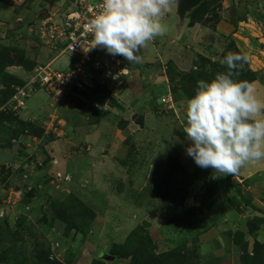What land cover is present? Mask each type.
Masks as SVG:
<instances>
[{
    "label": "rangeland",
    "instance_id": "rangeland-1",
    "mask_svg": "<svg viewBox=\"0 0 264 264\" xmlns=\"http://www.w3.org/2000/svg\"><path fill=\"white\" fill-rule=\"evenodd\" d=\"M211 1L206 0L204 8ZM239 1L241 14L245 10L247 13L249 12L252 20L250 23L253 24L252 30L257 35L250 36L253 37L250 38V41L253 42L254 49L264 50V44L258 42L261 37H264V0ZM177 2L178 0H176L172 10L165 13L161 20L166 29L165 34L148 42L147 46L140 52L141 61L139 63L129 64L122 56L131 69L138 70L141 68L146 76L143 78V83L148 87H153L151 93L155 94L154 98L152 96L150 99L143 97L148 101L150 100L148 106L152 111L145 106V126L135 131L138 122L141 120L138 119L139 113L132 112L129 108L130 111L126 115L123 114V107L118 104L115 96L107 95L108 93L104 91L106 87L93 83L97 82L96 78L98 77L96 76L97 71L94 69V61L110 56L105 49L92 50L88 60L81 55L70 54H65L54 60L55 51L48 45L43 30L49 23V18H56L59 6L54 7L51 4L49 7H42L38 0H0L2 4L0 7V60L5 58L10 61L7 67L2 68L0 66V89L3 86H9L13 92L5 102L0 104V114L7 120L4 123L0 121V156L3 157H0V228L3 229V233H7L9 230L17 240L18 253L23 263H39L42 253L48 254L54 262L63 264H79L81 261L80 264H87L91 257L102 258L105 256L103 249H99L98 253L91 252L93 250H89L88 243L84 240L83 235L78 232L79 229H84L87 223L85 212L74 211L70 205L63 204L67 202L71 194L69 192L62 193V188L67 189L68 183L74 182L73 175L70 173L71 182L58 180L55 176L46 177L47 179H44L42 186L46 193L39 191V195H41L39 197L36 195V186L30 180L34 178L32 173L37 172V166L46 164V160L49 158L46 145L54 140L66 141L68 138L75 144V147L77 146V150L82 149L81 151H85V148L90 144L96 149L110 144L106 148L109 149L118 139L117 143L120 150L118 153L114 150L113 154H117L115 157L117 161L127 168L129 179L128 182L126 179L124 184L118 182L114 185V189L117 192L125 188V195L122 196V199L110 200L106 194L97 197L90 194L93 197L92 200H83L85 203L87 201L88 204H86L91 208L93 207L92 209H95L97 214L90 231L93 230L95 233L96 229V233H101L103 242L108 244V240L111 244L110 248L114 243H123L136 227L143 226L150 231L151 238L157 245V253L171 250L183 251V256L193 264H241L238 256L232 257L230 244L238 238L241 239L238 234L241 229L239 226L249 221L248 218H243L244 210L239 206L244 202L248 203L251 197L249 192L243 190V185L248 186L251 180H245L241 177L245 176L242 173L243 168L238 173L239 177H234V179H231V176L212 179L213 170L211 168L202 169L195 164L190 156H186V148L190 142L186 139V134L183 133L185 119L179 122L180 120L172 117L158 116L157 113L163 106L160 98L162 92L160 89L154 90L157 84L152 79L153 77L151 78L148 74L151 71H153V75L157 74L162 63L171 58V55L178 58V54L185 53L186 48L183 43L185 44L186 39L192 37L194 33L193 29L186 31V27L180 25ZM244 5L246 6L245 9ZM246 30L243 32L245 33ZM247 31L245 36L249 37L250 34H247ZM228 43L230 41L226 39L222 48L224 53L229 49ZM82 60L92 81H88V83L92 86L87 84V89L74 88L61 100L54 99L46 90H39L29 95L24 110L20 112L14 110L12 99L17 89L24 84L25 72L33 70L38 65L49 63H52V68L55 70H65ZM163 71L168 74L169 71L173 72L169 63L162 67L161 73L165 75ZM258 75L259 82L264 84V69ZM12 77L15 81H9V78ZM260 96L264 97V90L259 94ZM97 102L101 103V109L96 106ZM105 104L109 107L104 106ZM171 104H173V100ZM143 106L139 108V111L142 110ZM112 108L113 111H111ZM12 113L41 128L43 132L40 137L25 135L16 141L13 137V131H15L17 124H12L15 118ZM104 113L106 122L101 126L102 138L97 139L100 141L96 143V139L93 138L97 137L98 131L95 132L94 130L97 128L92 127V125L101 122ZM80 115L84 117L83 120L86 121V124L79 117ZM133 122L136 123L133 130L135 132L122 134L121 130ZM87 124L90 125L89 132L84 135L85 131L88 130ZM106 136L108 138L113 137V139L106 141L104 139ZM121 138L123 139L121 140ZM71 141L67 143L70 144ZM59 144L55 143L54 145ZM13 146H16L17 154L21 158L29 155L30 166L35 168V172H31V170H29L30 173L22 172L18 165L6 164L9 162L7 158L10 156L8 148ZM23 153H26V156L22 155ZM97 158L95 161L92 160L94 162H90L86 156L80 157L78 161L73 157L66 162V170L62 166L58 168L60 173L64 175L69 174V171L72 172L74 166H77L76 170L88 168L87 174L84 177L81 175L84 181L87 180V175L91 177V183H84L86 184L85 190L98 186L99 190L103 191L105 190L102 188L105 186L103 183L106 182V175L104 171V175H102L100 167H98L101 159L100 151L97 152ZM177 158L180 163L182 162V168L177 169L174 166V161ZM110 161L118 165L113 157H109L106 167L110 165ZM27 174L28 176H26ZM92 176H95L98 183H96L97 181L94 182ZM133 178L135 179L133 180ZM131 182L134 184L128 188ZM239 186L242 187L243 192L241 193ZM127 189L129 191H126ZM20 192L21 194H19ZM127 193L133 196V199L131 197L129 199ZM236 195L240 196L238 198L240 204L233 200ZM189 196L192 197L195 205L191 209L182 210L183 206L181 207V205L186 202L184 200H187ZM108 203L113 205L123 203L124 207H120L121 211L119 212L112 211L110 215H104V208ZM201 208H204L203 211H198ZM55 210L64 219H55L54 214L52 216ZM197 212L203 215L202 220H200L201 226H198V229L201 230H198V233L194 230L196 229L194 226L196 222L193 219ZM241 214L242 218L238 220L237 218ZM227 216L236 218L238 225L236 223H234L235 225H221L222 229H219L218 232H222V234H219V237L215 236L217 232L210 229L214 227L217 220L222 217L227 218ZM102 218H104L103 222L100 221ZM68 223L78 228L72 230L73 237L68 235L70 237L67 242L65 239L68 237L66 232L70 231L68 230L70 228ZM59 226L62 229H59ZM190 228L194 233L190 236L187 235L191 242L189 247L185 248L184 245H180L179 239L180 235L183 239L185 232L190 231ZM58 232L60 233L59 236H57ZM221 236L222 241H224L222 248L219 245L223 243L220 242ZM62 240H64L67 251L60 255L54 248L58 249L57 244H61ZM253 244L254 241H250L249 253L251 255H253ZM68 246L69 248H67ZM13 247L14 244L0 240V257L4 254L12 257L8 250H12ZM97 261L100 262L96 258L91 264ZM101 261L106 264H114L109 258ZM182 263L184 264L183 259ZM0 264L16 263L14 260L8 259Z\"/></svg>",
    "mask_w": 264,
    "mask_h": 264
},
{
    "label": "crops",
    "instance_id": "crops-1",
    "mask_svg": "<svg viewBox=\"0 0 264 264\" xmlns=\"http://www.w3.org/2000/svg\"><path fill=\"white\" fill-rule=\"evenodd\" d=\"M239 2H240L239 0H219L217 2V4H215L212 7V9L209 11L207 16L205 17L204 22L196 23L194 25H190V20L187 18V15L183 21L180 20V18H179L180 25H184L186 27L185 28L186 31H187V29H193V31H194L192 37L187 38L186 43L185 44L183 43V45H185L184 47L186 48V52L183 54H178L177 55L178 58H175L173 55H171V58H168L166 61H164L162 63V66L159 69V72L157 74L155 73V75H153L154 74L153 71H151L148 74L151 76V78L153 77L152 79L154 80L155 84H157L156 85L157 87H154V90L160 89L162 92L160 95V98H161V103L163 104V106H162L161 110H158V112H157L158 116L163 117L165 115L169 118L172 117L173 119L180 120L179 122H181V120L185 119L186 103L188 100L187 97L180 95L174 100L175 96L172 92L173 85L171 84V82L169 80L168 73H165L164 71H163V73H165V75H163L161 73L162 67H164V65H166L169 62L174 63L179 72H182V73L190 72L192 69L195 68L194 67V58H195L196 54H201V55L208 57L212 60H219L222 57V55L224 54V51L222 48H223V44H224L225 40L227 39L229 41H233L235 43L236 47L241 51V53L248 56V58H249L248 64L252 68V70L257 73V75L260 73V71H262L264 69V50H262L260 48L254 49V44H253V42L250 41V38H253V37H250V36H257V35L252 30L253 24L250 23V22H252V20L249 16V12L247 13V11L245 10L244 13L241 14ZM40 4H41V6L44 5L43 3H40ZM1 5L2 4L0 3V7H1ZM245 7L246 6L244 5V9H245ZM245 13H247V14L245 15ZM249 27H251V28H249ZM246 28L248 31L246 30ZM243 30H246L247 34H250V35H248L249 37L245 36L246 31L244 33ZM258 42L260 44H264V37L263 38L261 37ZM131 70H132L131 76L127 79L126 84L121 89L120 93L118 95H115V98H116L118 104H120V106L123 107V109H122L123 114L126 115L128 113V111H130V110H128L129 108H131L132 112L136 111L139 113L138 119L140 118L141 120L138 122L139 124H137L138 127L135 130V131H137L138 129H142L145 126V115H144L145 106L147 107V109L150 110V107L148 106V103L150 102V100L148 101V100L144 99L143 97L145 96L146 98L150 99L151 96H152V98H154L155 94L153 92L151 93V90L153 87H151V86L148 87L143 83L144 82L143 78H146V76L143 73V71L141 70V68H139L138 70H133V69H131ZM258 78H259V75H258ZM254 89H255L254 94L257 96V98L261 101H264L263 96L259 97V94L264 90L263 82H259V80L254 81ZM168 97L172 98L173 104L170 105L171 101H168L166 103L162 102L163 99H168ZM142 105H144V106H143L142 110L139 111V108ZM164 105L166 106L165 108H164ZM111 111H113V108ZM111 111H109V112L111 113ZM150 111H152V110H150ZM75 114L77 115V113H75ZM79 117H81L82 120L84 118L82 115H80ZM105 120H106V117H105V113H104L102 118H101V122H99L95 125H92V127L97 128L94 131L95 132L98 131L97 137L93 138V139H96V143H98L100 141L97 139L102 138L101 126L103 125L104 122H106ZM83 121L86 124V121L85 120H83ZM179 122L177 121V123H179ZM135 124L136 123H134V122L130 123L127 128H125L124 130H121L122 134L126 135L130 132H135V131H133ZM89 126L90 125L87 124L88 130L85 131L84 135L88 134L89 128H90ZM116 133H118V132H116ZM67 139H66V141H57V140L55 141L54 140L51 143L46 145V150L49 154L48 155L49 158H48V160H46V164H44V165L40 164L41 166L40 165L37 166V168H36L37 172L34 171L35 168H31V166H30L29 155L26 156V153H23L22 155H25L26 157L21 158L20 156H18L17 151L15 149L16 146L8 148L9 154L11 157L9 156V158H7L9 162H7L6 164L10 165V166L18 165L19 168L24 167L25 168L24 172L30 173L29 170H31V172H35V173H32V174H34V178H32L30 180L34 183L33 185L36 186V188H37L36 195H37V197H39V196H41V195H39V191L42 193H44V192L46 193L45 190L43 191V187H42L44 185V183H43L44 179L46 180L47 179L46 177L55 176L56 173L61 172V171H59V168H58L59 166H62V168L65 169L66 162L68 160L70 161V159L73 157H75L76 161H78L80 157L86 156V157H88V161L90 160V162H94L95 160L98 159L97 158V152L100 151L101 159L99 160L100 162L98 164V167H100V173L102 175H104L103 174V171H104V173L106 175V178H105L106 182L103 183L105 186H103V188H102V189L105 188V190L100 191L98 186H94L93 188H90L89 190H85L86 184H84V183H88V182L91 183V177H88V175H87V178H86L87 180L84 181L81 178V175H83V177H84V175L87 174L86 170H88V168L86 170L85 169L76 170L77 166L76 167L74 166V168L72 169V172L69 171V175L71 176V174H72L74 177V182L72 183L70 181L71 183H68L67 189H64L65 187H63L62 193L66 194L67 192H69V194H74V195L80 197L84 201L87 199L92 200L93 197L90 194H94V196H96V197L99 195H102V194H106L110 200L122 199V196L125 195V193H124L125 188H123L121 191L115 192L114 185L117 184L118 182H122V184H124L126 182V179L128 182L129 177H128L127 168L125 166L121 165L117 161V159L115 158L117 154L116 155L113 154L114 150L117 153L120 150V148L118 147V143H117L118 139L116 140L117 142L115 144H113L112 147L110 146L111 148H109V149H106V148L109 147L110 144H107V146L105 145V146H102V147L97 148V149L94 148V146L90 144V145H88L87 148H85V151L84 150L81 151L82 149L77 150V148H76L77 146L75 147V144L72 143L71 140H69V139L67 140ZM104 139H106V141H108V140L111 141V139H113V137L108 138V136H106V138H104ZM122 139L123 138H121V140ZM68 141H71V143L68 144L67 143ZM55 143H60V144L55 146L54 145ZM182 154H183V151H182ZM184 156H185V153H184ZM186 156H188V155L186 154ZM0 157L3 158L2 156H0ZM109 157H113L114 161L117 162L118 165H116V163L110 161L109 162L110 165H108L106 167V163H107V160L109 159ZM182 157H183V155H182ZM61 158H63V159H61ZM180 158H181V155H180ZM92 160H94V161H92ZM92 165L94 166V164H92ZM88 173H89V171H88ZM242 173H244L245 176H241V177H243L245 180H251V182L248 186L243 185V188H244L243 190H246L247 192H249V195L251 197H250L248 203L244 202V204H240V201H238V198H240V196L236 195V197H233V200L239 202V204H240L239 208H242V210H244L243 218H245V219L248 218L247 220L254 219L255 217L263 219V223L259 227L258 231L256 232L255 238L257 241L264 244V161H257V162H253V163H249V164L245 165L243 167ZM101 174H100V178H101ZM238 175L239 174H236L235 176H231V179H234V177H239ZM26 176H28V174ZM92 177L94 178V182L97 181L96 183H98V180L95 179V176H92ZM134 179L135 178H133V180ZM71 180H72V177H71ZM133 184L134 183L131 182L130 187H128V188H131ZM194 186L196 187L197 184ZM239 187L241 188L240 193L243 192L242 187L241 186H239ZM126 191H129V189H127ZM127 196L129 197V199H130V197L133 199V196H130L128 193H127ZM36 200L37 199L35 198V201ZM95 200H97V199L95 198ZM185 201H186V202H184L185 205L184 204L182 205L183 206L182 210H186V208L191 209L195 205L192 197H190V196ZM86 203H87V201H86ZM120 207H124V204L123 203H121V204L117 203L116 205H113L112 203H108L105 205L104 215L105 214L110 215V213L112 211L119 212V211H121ZM202 216L203 215L200 212H197V215L195 214L193 216L194 222H196V224H194V226L196 228L194 230L196 233H198V230H201L200 228L198 229V226L200 225V220H202L201 219ZM241 218H242V214L237 219L240 220ZM237 219L232 218V217H228V216H227V218L222 217L221 219L216 221V224L210 230L217 232L218 234L216 233L215 236L219 237L218 235L222 234V232L221 233L218 232L219 229L220 230L222 229L221 225L222 226L223 225L227 226L228 224L235 225L234 223L237 224ZM97 221H98V219H97ZM100 221L103 222L104 218H102ZM224 222H226V224H224ZM97 225H98V223H97ZM57 227H58V225H57ZM239 227H241L240 231H242L245 234L246 241H248L249 243L252 240L255 241L254 237L252 235H250V233H249V229L247 227V224L240 225ZM59 229H62V227L59 226ZM93 229H94V227H93ZM96 231H97L96 229H95V233L93 230L89 231L90 234L87 235L86 237L83 236V238L88 243V247L90 248L89 250L90 251L93 250L91 252H94V253L97 252L98 253L99 249H103L105 251V255H106L108 253L107 251L110 249L111 244L109 243L108 240H107L108 244L104 243L102 240L101 233H99V232L96 233ZM51 233H53V232H51ZM193 233H194V231H192L190 228V231L188 230V232H185L183 239L180 235L179 241L181 242V244L180 243L179 244L189 246L191 241L188 240L187 235L190 236ZM59 235H60V233L57 234V236H59ZM71 235L73 237L74 233H71L70 236ZM70 236L65 237L67 242H68V240H69L68 238ZM220 242H223V243L219 244L220 247L222 248V245L224 244V241H222V236H221ZM62 243H63V245H62ZM62 243L61 244L58 243L59 244L58 249L54 248V250H56V252H58V254H60V255L66 253V251H67L66 247L64 246V244H65L64 240H62ZM67 248H69V246ZM230 253H231L232 257H234V255H235V257L238 256V259L240 260V256H241L242 252H241L240 247L237 246L235 243L230 244ZM96 258L100 259L97 256H95L93 258L91 257V259H89L87 264H91V262ZM80 263H82V261Z\"/></svg>",
    "mask_w": 264,
    "mask_h": 264
},
{
    "label": "clouds",
    "instance_id": "clouds-1",
    "mask_svg": "<svg viewBox=\"0 0 264 264\" xmlns=\"http://www.w3.org/2000/svg\"><path fill=\"white\" fill-rule=\"evenodd\" d=\"M175 4L176 0H100L90 22L93 39L88 50L102 48L129 64L139 63L148 42L165 34L161 20ZM248 59L228 52L221 61L228 71L216 73L211 81L199 80L186 103V154L198 167L211 168L212 179L235 176L245 165L264 161V101L254 94V82L236 79Z\"/></svg>",
    "mask_w": 264,
    "mask_h": 264
},
{
    "label": "trees",
    "instance_id": "trees-1",
    "mask_svg": "<svg viewBox=\"0 0 264 264\" xmlns=\"http://www.w3.org/2000/svg\"><path fill=\"white\" fill-rule=\"evenodd\" d=\"M219 0H212L211 2L207 3V5L204 8L205 1L201 3L198 7L194 8L191 12L187 14V18L190 20V25H194L196 23L204 22L205 17L209 13V11L212 9V7L217 4ZM235 52L242 54L241 51L236 47L235 43L233 41H230L229 43V49L222 55V57L219 60H212L208 57H205L201 54H196L194 58V69H192L190 72L182 73L179 72L176 65L172 62H169L170 68L173 70V72L169 71V80L172 87V92L176 96H186L187 99L191 98L195 94V90L197 87V82L199 80H205V81H211L218 72H226L228 71L226 65L222 64L221 61L223 58L227 55L228 52ZM10 64V61H8L5 58H2L0 60V66L4 68L7 67ZM178 72L177 74H175ZM7 76V75H6ZM96 76H100V72L96 73ZM9 77V76H7ZM180 79V81H179ZM238 80H247L249 82H254L258 80V75L255 71L251 69L248 62L244 64V67L242 71L239 73V75L236 77ZM9 81H15V79L9 78ZM178 83V84H177ZM109 95V91L105 89ZM182 93V94H181ZM13 94L12 89L9 86H3L2 89H0V104L5 102L11 95ZM85 109V108H84ZM15 115L13 123L17 124V129L15 128L13 131V137L14 139L25 137L26 136H39L43 132L41 128L36 126L31 121H24L20 116ZM84 114V113H83ZM94 114V113H92ZM101 114V113H100ZM97 114V115H100ZM88 116V115H86ZM100 118V117H99ZM0 121L6 122L7 120L4 119V116L0 114ZM11 124V123H10ZM13 129V127H12ZM174 166L178 168H182V165L180 163V160L177 158L174 161ZM20 171L24 172L25 168L21 167ZM186 200V199H185ZM184 200V201H185ZM70 205L73 207L74 211H83L85 212L87 216V223L85 225L84 229H79V233H81L84 237H86L90 231V229L93 226V223L96 219V212L94 209L89 207L80 197L71 194L68 197L67 202L63 203ZM184 202L182 203V205ZM181 205V206H182ZM203 208L199 209L198 211L202 212ZM196 213V212H195ZM54 214L55 219H64L63 216H60L59 213L55 210L52 213V216ZM49 219V217H48ZM66 222V221H65ZM263 219H260L258 217H255L254 219H251L247 221V227L249 229L250 235H252L255 239L252 253L251 255L249 253V247L250 243L246 241L245 234L242 231H239L238 234L240 235L241 239L235 240V244L240 247L241 249V256L240 261L241 264H264V244L260 243L256 240L255 234L258 231L259 227L262 225ZM51 224V221H50ZM71 223H68V225ZM70 228L68 232H66V235H70L72 230L77 229L75 225H69ZM80 228V227H79ZM3 229L0 228V240L8 241L11 244H14V247L12 250H8L9 253L12 255V257H8L5 254L0 257V263L5 262L8 259L14 260L16 264H25L20 260V256L18 253V247H17V240L15 237L10 233L8 230L7 233H3ZM183 247L188 248L189 246L184 245ZM157 245L153 241L150 235V231L148 228H145L143 226L136 227L127 237V239L119 244L114 243L110 250L109 255H105L104 257L100 258L101 260H109L113 261L114 264H193L188 261L183 255V251H166L162 253H157ZM42 257L39 258V263L37 264H63L60 262H54L50 259V256L46 253H42ZM100 262H94L93 264H106L103 261Z\"/></svg>",
    "mask_w": 264,
    "mask_h": 264
},
{
    "label": "built area",
    "instance_id": "built-area-1",
    "mask_svg": "<svg viewBox=\"0 0 264 264\" xmlns=\"http://www.w3.org/2000/svg\"><path fill=\"white\" fill-rule=\"evenodd\" d=\"M42 7L59 6L56 18H49L44 34L48 45L54 50V60L65 54L81 55L84 59H90L92 50H88L92 43L90 22L98 13L96 5L100 0H38ZM88 50V51H87ZM76 62L65 70H55L52 63L38 65L33 70L25 72L24 84L17 89L13 96L14 110L22 111L26 108V100L31 93L46 90L56 100L67 96L72 89H87L86 85L90 77L84 63ZM94 69L100 72L95 85L100 84L109 91L110 96L118 95L125 86L132 70L122 56L98 58L94 61ZM126 69V71H123ZM92 86V85H88ZM172 101V98L163 99V103ZM96 106L101 109V103ZM104 106L108 107L107 104ZM58 180L71 181L69 174L60 172L55 174ZM21 194V192L19 193ZM57 247L59 245L57 244Z\"/></svg>",
    "mask_w": 264,
    "mask_h": 264
},
{
    "label": "water",
    "instance_id": "water-1",
    "mask_svg": "<svg viewBox=\"0 0 264 264\" xmlns=\"http://www.w3.org/2000/svg\"><path fill=\"white\" fill-rule=\"evenodd\" d=\"M206 0H178V16L180 20H184L186 15L191 12L194 8L198 7L202 2Z\"/></svg>",
    "mask_w": 264,
    "mask_h": 264
}]
</instances>
